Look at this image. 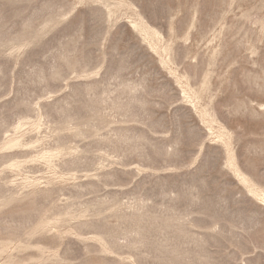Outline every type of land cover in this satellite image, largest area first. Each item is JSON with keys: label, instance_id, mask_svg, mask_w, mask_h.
Instances as JSON below:
<instances>
[{"label": "rangeland", "instance_id": "1", "mask_svg": "<svg viewBox=\"0 0 264 264\" xmlns=\"http://www.w3.org/2000/svg\"><path fill=\"white\" fill-rule=\"evenodd\" d=\"M0 264H264V0H0Z\"/></svg>", "mask_w": 264, "mask_h": 264}]
</instances>
